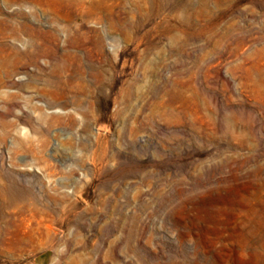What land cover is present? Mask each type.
Returning a JSON list of instances; mask_svg holds the SVG:
<instances>
[{"label":"rangeland","instance_id":"374dc122","mask_svg":"<svg viewBox=\"0 0 264 264\" xmlns=\"http://www.w3.org/2000/svg\"><path fill=\"white\" fill-rule=\"evenodd\" d=\"M0 77V264H264V0H0Z\"/></svg>","mask_w":264,"mask_h":264},{"label":"bare ground","instance_id":"6f19581e","mask_svg":"<svg viewBox=\"0 0 264 264\" xmlns=\"http://www.w3.org/2000/svg\"><path fill=\"white\" fill-rule=\"evenodd\" d=\"M3 25L6 29L10 30L13 34H16V36H19L20 33H22V34L24 33V34L30 36L29 47L33 48L34 51H27V53L29 54V56H32V57L36 56L37 53H39V52H37L39 50L38 46L36 45L37 40L38 39H43V40L48 39L56 33V30L44 31V30L36 27V25L30 24L27 22H19L18 24H15L14 22H11L9 20H4ZM72 32H74V31H72ZM81 42H82V38L79 35H76L70 39V44L72 47L79 45V43H81ZM94 42H95L97 47L102 46V41L100 39L95 38ZM9 50H10L9 55L12 57L20 54V50L18 48H16L15 46H10ZM40 51L45 53L48 51V47L43 46V47H41ZM3 83H4V80L2 79V77H0V87Z\"/></svg>","mask_w":264,"mask_h":264}]
</instances>
